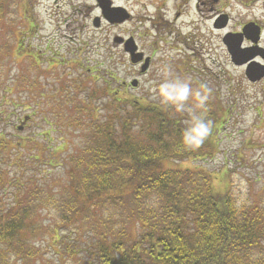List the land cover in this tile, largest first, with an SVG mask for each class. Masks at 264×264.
Returning <instances> with one entry per match:
<instances>
[{"label": "rangeland", "instance_id": "374dc122", "mask_svg": "<svg viewBox=\"0 0 264 264\" xmlns=\"http://www.w3.org/2000/svg\"><path fill=\"white\" fill-rule=\"evenodd\" d=\"M14 1L13 15L0 24V140L7 144L0 210L26 188L48 195L65 188L67 160L82 144L74 107L89 104L86 109L94 118L104 120L108 99L91 98L102 80L124 86L128 99L185 118L162 103L149 85L159 80L165 65L177 83L190 78L193 88L208 84L225 114L215 132L212 158L166 160L161 170H203L215 190L224 191L227 183L238 205L264 206V78L247 82L244 69L231 64L221 43L226 33L252 22L260 28L264 49V0H223L214 11L197 10L195 0H109L129 15L112 25L102 20L95 0ZM221 14L228 16V24L215 30ZM96 17L99 28L92 26ZM117 37L132 38L138 51L151 58L145 74L114 43ZM134 79L138 86L131 88ZM41 211L30 239L40 253L35 264H81L92 258L87 232L56 230L53 212Z\"/></svg>", "mask_w": 264, "mask_h": 264}, {"label": "trees", "instance_id": "16d2710c", "mask_svg": "<svg viewBox=\"0 0 264 264\" xmlns=\"http://www.w3.org/2000/svg\"><path fill=\"white\" fill-rule=\"evenodd\" d=\"M14 6L0 0V24ZM113 84L108 78L92 90L91 98L108 99L104 120L89 104L74 107L82 144L67 160L65 188L50 195L26 188L0 210V264H35L40 253L30 239L41 209L53 212L56 230L89 234L92 258L81 264H264V206L238 205L229 185L215 190L203 170H161L166 160L213 157L220 100L210 96L211 133L189 150L180 144L187 117L128 99ZM6 147L0 140V192Z\"/></svg>", "mask_w": 264, "mask_h": 264}, {"label": "water", "instance_id": "95a60500", "mask_svg": "<svg viewBox=\"0 0 264 264\" xmlns=\"http://www.w3.org/2000/svg\"><path fill=\"white\" fill-rule=\"evenodd\" d=\"M98 8L101 11L102 18L108 24H121L128 20L129 15L120 8L111 7L109 0H95ZM228 16L225 14L220 15L213 23L215 30H222L227 26ZM94 28L100 27V18L96 17L92 21ZM260 28L254 23L246 24L238 33L225 34L221 42L229 55L230 62L235 67H244V77L251 83H257L264 78V49L258 43L260 41ZM250 42V46L243 47V42ZM115 44H122L123 50L129 56V62L132 65L144 61L139 72L141 74L148 70L150 58L143 57L142 53L137 51V47L132 38L123 40L121 38L114 39ZM260 58L263 63L258 62L256 59ZM138 85L137 80H132L130 86L136 88Z\"/></svg>", "mask_w": 264, "mask_h": 264}, {"label": "clouds", "instance_id": "9594fccd", "mask_svg": "<svg viewBox=\"0 0 264 264\" xmlns=\"http://www.w3.org/2000/svg\"><path fill=\"white\" fill-rule=\"evenodd\" d=\"M158 76V81L149 82L152 91L162 103L187 117L180 134L181 146L189 150L198 149L212 130V121L207 119V105L212 89L206 83H199L193 88L190 78L177 83L167 65L160 69ZM190 99L192 103L189 104Z\"/></svg>", "mask_w": 264, "mask_h": 264}, {"label": "flooded vegetation", "instance_id": "af4514ba", "mask_svg": "<svg viewBox=\"0 0 264 264\" xmlns=\"http://www.w3.org/2000/svg\"><path fill=\"white\" fill-rule=\"evenodd\" d=\"M223 0H195L196 2V8L197 10H208V11H214V10H219L218 8H215L216 6H219L221 5V7L223 6L220 2H222ZM239 3H242V0H237ZM220 16V15H218ZM250 23V22H249ZM244 26V25H243ZM242 26V27H243ZM247 43V46H249V43L248 42H245ZM258 61H260L258 59ZM143 61L138 64V65H135L134 67H138L140 68V66L142 65Z\"/></svg>", "mask_w": 264, "mask_h": 264}]
</instances>
